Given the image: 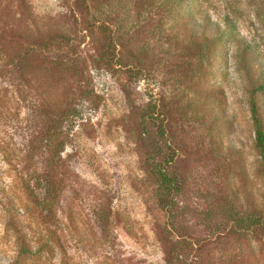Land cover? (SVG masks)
I'll list each match as a JSON object with an SVG mask.
<instances>
[{
	"label": "rangeland",
	"instance_id": "rangeland-1",
	"mask_svg": "<svg viewBox=\"0 0 264 264\" xmlns=\"http://www.w3.org/2000/svg\"><path fill=\"white\" fill-rule=\"evenodd\" d=\"M261 74L264 0H0V264H264Z\"/></svg>",
	"mask_w": 264,
	"mask_h": 264
},
{
	"label": "trees",
	"instance_id": "trees-1",
	"mask_svg": "<svg viewBox=\"0 0 264 264\" xmlns=\"http://www.w3.org/2000/svg\"><path fill=\"white\" fill-rule=\"evenodd\" d=\"M176 7H179L180 9L184 7L185 0H171ZM227 28H232V25L228 22L225 25ZM241 47L243 49H247L245 46V43L242 41L240 42ZM261 73H263L261 71ZM254 92H260L264 94V74H261V78L259 83L256 85V87L253 90ZM251 112H252V117L254 120V125H255V142H256V147L260 153V157L262 160V163L264 165V131L262 130V126L260 123V120L257 115V111L254 105L251 107ZM165 181L168 183H171L172 181L170 178H165ZM239 224V228L242 229L243 231H248V230H253L256 229L261 224V219L260 218H253L251 216H247L245 218H240L237 222Z\"/></svg>",
	"mask_w": 264,
	"mask_h": 264
}]
</instances>
